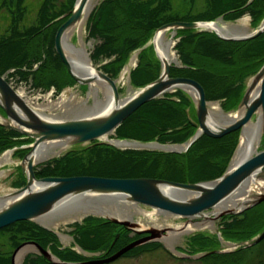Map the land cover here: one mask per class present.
Returning a JSON list of instances; mask_svg holds the SVG:
<instances>
[{
  "label": "trees",
  "instance_id": "16d2710c",
  "mask_svg": "<svg viewBox=\"0 0 264 264\" xmlns=\"http://www.w3.org/2000/svg\"><path fill=\"white\" fill-rule=\"evenodd\" d=\"M56 1L40 0L35 18L30 20L33 13L25 0H0L1 75L8 70L24 73L22 78L33 81L39 90L52 86L62 90L76 84L55 49L57 30L65 22L58 19L73 9L76 0H63L58 5ZM245 16L250 17L253 26L261 24L264 0H103L88 20L89 38L97 41L92 58L103 63L104 72L115 79L131 55L141 50L130 75L132 86L139 89L155 81L162 70L153 46L145 47L158 28L172 22H212L219 18L232 23ZM177 37L176 48L183 67H173L171 77L194 79L204 87L207 101H223L228 110L237 107L243 98L246 80L264 64V34L243 42L224 41L213 32L199 30H179ZM187 109L194 113L192 101L182 90H177L139 108L117 128L115 137L183 145L196 133V128L189 123ZM238 135L239 131L220 139L202 135L186 153L180 154L118 149L104 144L93 146L94 143L78 145L62 158L52 160L54 166L51 163L40 166L36 175L38 178L148 177L181 183L210 181L221 177L228 168ZM31 142L0 125V156ZM27 152L19 149L17 154L24 157ZM244 215L223 219L221 232L226 240L239 243L263 231V223L253 231L247 230L250 214ZM73 227L71 233L77 245L85 250L107 245L115 228L110 221L92 217ZM94 234L97 239H93ZM0 235V264H10L12 253L28 241L42 247L51 243L54 246V242V247L58 245L53 232L30 221L8 226L0 230ZM216 242L215 238L199 233L192 237L191 246L198 251L203 249L201 252L208 253L205 257L214 264H264V240L258 244H263L260 252H251L253 247L221 255L213 253Z\"/></svg>",
  "mask_w": 264,
  "mask_h": 264
},
{
  "label": "water",
  "instance_id": "95a60500",
  "mask_svg": "<svg viewBox=\"0 0 264 264\" xmlns=\"http://www.w3.org/2000/svg\"><path fill=\"white\" fill-rule=\"evenodd\" d=\"M89 3L90 0H76L73 9L58 19L65 20V22L57 30L55 49L76 84L81 87H90L96 82L105 84L110 88L111 101L108 98L103 106L86 116L51 119L32 109L0 75V125L32 140V143L26 146L29 149L28 153L19 164V168L26 176V184L2 197L4 202L0 206V230L18 222H37L39 219L67 211L77 203L82 204L93 199L121 200L125 204L151 208L156 210L159 215L183 220L181 226L178 227L144 229L133 221L108 218V221L121 224L126 230L149 234L148 237L123 249L115 256L116 258L130 249L150 242L162 243L176 230L181 229L182 231H180L183 232L188 227L206 228L211 223H219L223 218L235 217L262 204L264 202V150L256 151L257 149H255L254 152L251 148L248 149L249 156L243 162L234 164L232 159L221 177L197 183H181L148 177L50 176L38 178L36 176L34 167L37 164V153L39 148L46 143H63L66 147H75L95 142L93 146L104 144L115 148H160L167 153L180 154L188 151L202 135L220 139L239 131L242 136L243 129L254 122V119L262 121L264 134V64L250 80L238 105V109H245V113L229 125L223 126L218 124L209 112L210 106L204 87L191 78L171 77L172 63L158 46L166 32L179 30L209 31L224 41H251L264 34V20L255 32L246 35L223 33L219 24L224 22L222 18L212 22H172L161 26L145 46H153L162 66L160 76L155 81L137 89L130 97L122 98L117 82L91 64L88 67L87 76L76 74L73 70L72 60L67 56L64 48L63 37L66 31L84 18ZM175 90L189 92L195 101L194 110L197 120L192 118L190 110H187V114L189 123L196 128V133L187 143L162 145L157 142L143 143L110 138L116 129L143 105ZM174 147L184 149V151L172 149ZM246 186L249 187V193L243 200L237 202L234 207L222 208ZM218 230L219 227H217V232ZM218 238L223 249L224 245H227L226 243H230L221 238L219 233ZM262 240H264V230L250 240L232 243L234 244L232 250L224 249L214 253H228L250 248ZM33 244L55 263L67 264L53 258L40 245ZM24 247L25 244L18 247L15 254Z\"/></svg>",
  "mask_w": 264,
  "mask_h": 264
},
{
  "label": "rangeland",
  "instance_id": "374dc122",
  "mask_svg": "<svg viewBox=\"0 0 264 264\" xmlns=\"http://www.w3.org/2000/svg\"><path fill=\"white\" fill-rule=\"evenodd\" d=\"M61 1L63 0H57L56 5L61 3ZM93 1H94V4L85 22L82 41H83V44L85 45V48H86V51H87V54L89 56V60L92 66L95 68H100L102 69V71H104L103 70L104 64L100 62L98 63L92 58V53L95 50L97 41L89 38V34H88L89 31L87 30L89 18L91 17L92 13L96 10V8L100 5V3L103 0H93ZM24 3L30 5L31 8L29 9V11L33 13L31 14L32 17L30 18V20H33L35 18L36 11L39 6L40 0H25ZM243 19H245L246 21ZM242 20L244 22H242ZM219 24L221 27H227V28H230L231 26H238V25L243 26L244 25L242 28L238 29L239 32L237 34H240V35L242 34L246 35V34L255 32L260 26V24L256 27L253 26L251 23V19L248 16L241 18L237 22H233V23L221 22ZM229 33L235 34L234 32L233 33L229 32ZM163 37L165 41H170L171 43L170 54L173 57H175V61H173V67L182 68L183 64H182L179 54L177 53V48H176V44L178 41L176 32L168 31L165 33ZM40 39L41 38H37V40H40ZM80 40L81 38H75V44H80ZM137 61H138V53L134 52L132 56L130 57L129 64L126 67H124L121 73L114 79L117 82L118 87L120 88L122 98H128L131 95H133L135 91H137V89H135L131 85V81H130V71L132 68L135 67V64ZM126 69H127V72H126ZM6 72H8V74L12 78L14 74H15L14 77L16 76L18 78L20 77L19 78L20 80L15 79L14 88L22 95V97L26 100V102L30 106L35 108L39 113L51 119H70V118L80 117L84 115L86 116L90 113H93L101 106H103V104L106 103L108 99V98L106 99V94H105L106 92L100 84L97 85V87H100L99 89H97V91L92 90L93 88L91 89V87H80L76 84L67 85L62 90H58L57 88L53 86L48 89L39 90L35 88L34 84H32L33 81L26 82V78L25 79L22 78L23 77L22 75L24 73L18 72L17 74V71H14V70L13 71L8 70ZM253 76L254 75H251L246 80L245 82L246 87L249 84L250 80L253 78ZM183 92L190 98V100L192 101V106L193 108H195V101L193 99V96L189 92H185V91ZM96 94H98L97 98L95 97ZM107 97H108V93H107ZM98 101L100 105L96 104V102ZM102 101H105V102L102 104L100 103ZM208 102H209L210 107H215L216 105V107L219 108L224 114H231V115L237 114L238 115L239 113L238 106L234 107L231 110H228V108L224 105L223 101L212 100ZM193 119H196L194 115H193ZM255 121L256 119H254V122ZM240 136L241 135L239 132L238 144H237L236 150L234 151V154L230 162L232 161V159L234 161L235 155L239 149L238 146L240 143ZM110 138L113 140L116 139L114 137V134L111 135ZM57 144L62 145L63 143H54V145L51 146L52 147L51 149H55L54 154L49 156V158L44 161L37 162L36 169H39L40 166L42 167V166H46L50 164L52 160L62 158L63 155L67 151L73 148V147L65 146L64 148L61 149V148L56 147ZM125 148L135 149L131 147H122L119 149H125ZM144 149L167 153L166 151H163L160 148H156V149L144 148ZM256 149H257L256 151L264 150V140L262 141L261 144L257 146ZM27 150L29 151V149ZM180 151L182 152L184 151V149H180ZM186 152H182V153H186ZM6 156H8L9 159H5ZM22 158L23 157L17 154V152H13L10 150L0 157V198L18 190V187H20V185L21 187H23L22 185L26 184V176L22 173L21 169L19 168V164ZM51 166H54V165L51 163ZM90 202L94 205H97L96 207L101 208V209H98L99 212L83 213L78 208H75L74 210H71L73 208L71 209L69 208V210L62 211V213L60 212L59 214L55 215L53 217L54 218V220L52 221L53 223L51 222L53 225L50 227H47L39 223L38 221L35 222V224L39 226L40 228H44L46 230L54 232V234L58 237V240H57L58 245H56V247H58L59 250L61 251L71 250L76 253H79V252L81 253L82 250L75 245L74 243L75 240L71 232L74 228L73 226H75L76 224L82 225L84 220L89 217L98 218L102 220H109L108 218H117L119 220H122L123 219L122 217L128 216L129 218L132 219L133 222L140 224L141 227H143L144 229H149V228L163 229V228H167L171 226L178 227V226H181V223H183V220L181 218L159 215L156 210H153L151 208H148L142 205L128 204L129 207L127 211L129 214H126L125 207H127L128 205H124L121 200L108 201L104 199H93ZM86 204L89 205L88 203ZM81 206H85V205H81ZM246 212L250 214L249 216L250 221L248 223L249 227L247 230L253 231L255 230L254 228L260 227L262 223L264 224V203L255 207L254 210L252 209V211L248 210ZM246 212H244L243 214L237 215V216H242L246 214ZM71 213H79V215L77 217L69 219V215ZM240 218L242 219L243 217H240ZM218 224H219L218 222L211 223L207 225L206 228H201V229L194 228V227H188V228H192V231L187 232L184 235L182 234L180 236L176 235L172 237V239L169 240L171 242H168L166 239L164 240V242L161 243V245L158 243L150 244V245H160L162 246L164 250L162 248L158 250H154L152 253L150 252L148 254H145L143 256V259L140 261H129L127 263L128 264H185L182 261V259H185L187 256V254L185 253L187 250H189V246L191 244V240L194 234H197V233L207 234V236L216 238ZM117 225L121 227V224H117ZM127 231L137 236L146 234V233H139L138 231H135V230H127ZM0 238H1V235H0ZM232 243H235V242L226 243L227 245H224V249L232 250L233 249L232 245H234ZM182 248L184 250L181 251ZM262 248H263V244H261L260 246L258 245L254 247V250L251 252H257V251L260 252L262 251ZM25 250L27 251L19 260L16 261V264H23L25 259L28 257V254H34L35 252H38V250L35 247L27 245L20 251V254L22 253V251H25ZM29 252H33V253H29ZM247 253H250V252H247ZM196 255L200 256L199 254H196ZM196 260L198 261L199 258H196ZM193 263L203 264V261H198V262H193ZM193 263L191 262V264ZM187 264H190V263H187ZM206 264H214V263L208 260Z\"/></svg>",
  "mask_w": 264,
  "mask_h": 264
},
{
  "label": "bare ground",
  "instance_id": "6f19581e",
  "mask_svg": "<svg viewBox=\"0 0 264 264\" xmlns=\"http://www.w3.org/2000/svg\"><path fill=\"white\" fill-rule=\"evenodd\" d=\"M93 4H94V1L90 0L89 7L87 8V11H86V14H85L84 18L79 23H77L76 25H74L70 29H68L66 31L64 37H63V45H64V48L66 50L67 56H69V58H71V60H72L73 70H74V72L76 74L81 75V76H87L86 74H88V72H89L88 67H89V65L91 63L90 60H89V56L87 54L85 45L83 44V41H82L83 37L82 36L84 34V26H85L86 19L88 17L89 12L92 9ZM243 20H245V19H243ZM243 20H242V22H244ZM243 26H240V25L231 26L230 28L221 27L222 28L221 30H222L223 33L228 34V35L230 34L229 32H232V33L234 32L235 34H237L239 32L238 29L242 28ZM75 38H81L80 44H75ZM158 46H159L160 51L165 54V56L167 57L169 62L175 61V57H173L170 54V48H171L170 41H165L164 37L162 36V39H160ZM126 72H127V69H126ZM99 84H100L99 82H96V83L91 84L90 87H91V89L93 88L92 90L97 91V89L100 88V87H97V85H99ZM100 85L103 87V89L106 92L105 93L106 94V99L109 98V101H111V91L109 90L110 88L107 85H105V84H100ZM107 93H108V97H107ZM93 94H95V93H93ZM194 96L196 97L195 94H194ZM95 97L97 98L98 94H96ZM104 102L105 101H102L100 103L103 104ZM96 104L100 105L99 101L96 102ZM209 112L211 113L212 117L216 120V122L218 124L223 125V126L224 125L227 126L230 123H232L235 119L237 120L240 116H242L245 113V109L239 110L238 115L237 114L236 115H231V114H224L215 105V107H210L209 108ZM258 114L260 115V112ZM263 139H264V134H263L262 121H260L258 119L257 121L251 122L250 124H248L243 129L242 136H241V144H240L239 149H238V151H237V153L235 155L234 164H238V163H241L244 160H246V158L249 156L248 149L251 148L252 151L255 152V149L257 148V146L259 144L262 143ZM53 145H54V143H46L42 147H40L39 151L37 153V161L36 162L44 161V160L48 159L49 156L54 154V150L55 149H51L52 148L51 146H53ZM56 147L62 149V148L65 147V145L64 144H62V145L61 144H59V145L57 144ZM172 149L176 150V149H181V148L174 147ZM5 159H9V157L6 156ZM248 193H249V187L248 186L242 188L240 190V192L237 193L236 195H234L229 200V202L227 201L228 203L225 204L222 208L234 207L237 204V202H239L240 200H243V198H245L248 195ZM108 201H110V200H108ZM3 202H4V200L2 198H0V206L3 204ZM89 202L90 201L84 202V204L83 203L82 204L81 203H77V204L74 205V207H72L73 209H71V208L70 209L74 210L75 208H78L83 213H96V212H99L98 209H101V208H98V207H96L97 205H94L91 202L90 203ZM86 203H88L89 205H87ZM123 204L124 205H128V204H125V203H123ZM81 205H85V206H81ZM128 207H129V205L127 207H125V213L126 214H129L128 211H127ZM78 215H79V213H71L69 215V219L77 217ZM54 216L55 215L50 216V217H46V218H42V219H39L37 221L39 223L47 226V227H50V226L53 225L52 221L54 220V218H53ZM122 218H123V220L132 221V219L129 218L128 216L127 217H122ZM196 227H198V226H196ZM180 230H176L175 232H173L170 235V237H167V241L171 242L169 240H171L172 237H174L176 235L180 236L183 233L185 234L187 232H190V231H192V228H186L185 230H183V232H181L182 230L181 231ZM26 251L27 250L22 251L21 254L19 253L20 255L17 256L16 261L19 260L25 254Z\"/></svg>",
  "mask_w": 264,
  "mask_h": 264
},
{
  "label": "flooded vegetation",
  "instance_id": "af4514ba",
  "mask_svg": "<svg viewBox=\"0 0 264 264\" xmlns=\"http://www.w3.org/2000/svg\"><path fill=\"white\" fill-rule=\"evenodd\" d=\"M112 224L115 227L112 239L107 245L105 244L103 247H100V249H97V250H85L82 247L78 246L76 241L74 242L76 246L82 250L81 253L80 252L76 253L71 250L61 251L59 250L58 247H54L55 242H54V246H53V243L49 244V246H46V247H42L41 245L40 246L43 249L47 250L50 253V255H52L53 258L57 259L60 262H65L67 264H89V263L90 264H128L127 262L129 261H140L143 259V256L145 254H148L150 252L152 253L154 250H158L162 248V247H159V245H150L152 244L151 242V243H147L145 245H141L133 249H130L129 251L122 253L120 256L115 258L117 254L123 251V249L129 247V245H132L135 242L140 241L141 239H144L145 237H147L148 234L137 236L131 232H128L123 226L120 227L117 224H114V223ZM55 237L58 240V237L56 235ZM73 237L75 240L74 235ZM93 239H97V236L95 234L93 235ZM33 243L38 244L35 241H28L23 244H25V247L27 245L33 246L38 250L37 246H35V244ZM153 243H157V242H153ZM218 247L219 245L216 242V246L214 247V250L215 251L219 250ZM182 250L184 249L182 248L181 251ZM144 251H147V252L144 253ZM201 251H198L197 248L191 246L190 244L189 250H187L185 253L190 257V259L182 260V261L185 264L187 263L191 264V262L193 263V262H198V261H203V264H206L208 259L207 257H205L206 256V254H204L205 252H201ZM19 253L20 251L17 252L16 254H15V251L12 253L10 264H16V259ZM29 253H33V252H29ZM63 254L65 255V257H68V258L65 259ZM196 254H199L200 256ZM196 258H199V260L197 261ZM25 260H28V261L27 263L24 262L23 264H58V262L55 263L53 260H50L46 255H44L39 250L38 252H35L34 254H28V257ZM103 261L105 262L102 263Z\"/></svg>",
  "mask_w": 264,
  "mask_h": 264
},
{
  "label": "built area",
  "instance_id": "2783aa9c",
  "mask_svg": "<svg viewBox=\"0 0 264 264\" xmlns=\"http://www.w3.org/2000/svg\"><path fill=\"white\" fill-rule=\"evenodd\" d=\"M15 79H17V78H11V79H10V80H11V84H12V85H14V84H15V82H14V81H15Z\"/></svg>",
  "mask_w": 264,
  "mask_h": 264
}]
</instances>
